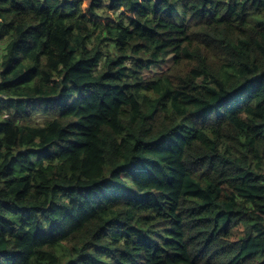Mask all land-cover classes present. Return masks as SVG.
<instances>
[{
    "label": "trees",
    "instance_id": "trees-1",
    "mask_svg": "<svg viewBox=\"0 0 264 264\" xmlns=\"http://www.w3.org/2000/svg\"><path fill=\"white\" fill-rule=\"evenodd\" d=\"M0 264H264V0H0Z\"/></svg>",
    "mask_w": 264,
    "mask_h": 264
},
{
    "label": "rangeland",
    "instance_id": "rangeland-1",
    "mask_svg": "<svg viewBox=\"0 0 264 264\" xmlns=\"http://www.w3.org/2000/svg\"><path fill=\"white\" fill-rule=\"evenodd\" d=\"M169 66H170V63H166L161 68L160 67H155L152 71L153 72H162V71H165ZM149 74L150 73L148 72L147 75H149Z\"/></svg>",
    "mask_w": 264,
    "mask_h": 264
}]
</instances>
